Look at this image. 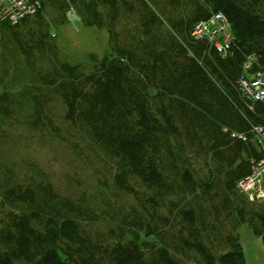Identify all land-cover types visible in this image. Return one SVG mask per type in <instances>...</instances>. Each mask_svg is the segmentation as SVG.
Returning <instances> with one entry per match:
<instances>
[{"label":"trees","instance_id":"obj_1","mask_svg":"<svg viewBox=\"0 0 264 264\" xmlns=\"http://www.w3.org/2000/svg\"><path fill=\"white\" fill-rule=\"evenodd\" d=\"M47 1L56 0H42L34 14L41 13ZM67 1L80 9L87 26L102 27L97 8H108V31L115 33L108 55L88 71L60 62L41 78L56 92L63 122L84 134L95 150L91 162L108 161L113 184L128 195L135 193L136 182L155 204L156 198L162 202L171 196L190 201L184 198L198 190L207 195L215 182L210 177L205 183L191 167L188 155L193 151L220 179L221 191L214 195L219 202L211 203L214 219L220 222L226 211L227 218L233 216L231 231L247 223L264 248V212L247 218L236 186L250 172V159L263 151L250 128L264 125V103L249 109L236 80L248 54L256 56L253 69L264 68V0ZM123 9H140L142 30L127 39L115 30ZM213 12L222 13L228 22L232 57L222 58L205 41L190 36L194 23ZM27 17L16 25L4 24L15 34L14 28ZM19 44L30 59V49ZM41 108H48L45 98L36 102L26 120L40 126L39 132L47 127L54 131L50 121L43 122ZM233 132L245 134L246 140L233 137ZM34 175L38 173L33 171L27 183L9 178L4 183L0 264H245L236 234L224 233L215 240L202 236L207 225L202 206L199 227L190 204L179 210L170 202L181 216L176 238H162L163 232L142 221L136 209L120 223L106 222L104 231L86 229L97 217L84 192L77 194L68 185L61 193L49 180L36 181ZM159 219L173 226L168 218ZM125 229L132 237L121 242ZM215 243L223 251L215 253Z\"/></svg>","mask_w":264,"mask_h":264},{"label":"rangeland","instance_id":"obj_2","mask_svg":"<svg viewBox=\"0 0 264 264\" xmlns=\"http://www.w3.org/2000/svg\"><path fill=\"white\" fill-rule=\"evenodd\" d=\"M79 11L67 0H56L50 4L47 1L41 13L29 15L14 28L15 34L4 23L0 26V225L5 215L6 205H3L2 196L7 178L10 182L27 183L29 176L35 171L38 173L34 175L36 181L49 180L61 193L66 191L68 185L77 194L84 192L86 201L92 204L97 217V222L87 225L86 229L99 227L104 231L106 222L120 223L125 215L130 218L136 209L137 214L142 216V221L151 222V227L163 232L160 235L162 238H171L172 235L176 238L181 216L176 215L177 209L173 208L172 203H177L179 210L190 204L196 217L195 224L200 227L202 218L207 223L202 231L203 237L208 235L209 239L215 240L224 233L232 232L238 237L244 263L264 264V248L260 237L253 234L247 223L231 231L234 220L233 216L227 218L226 211L221 212V223L214 219L211 203L219 202L214 195L221 191L220 179L211 170L207 171L202 159L193 155V151L188 155L191 167L205 183L209 182L207 178L210 177L215 182L208 186L207 195L198 190L194 197L184 198H190V201L171 196L165 197L162 202L156 198L155 204L151 199L153 196L136 182L133 183L135 193L128 195L122 190L118 191L113 184L112 168L108 161L91 162L95 150L91 151L84 134L69 130L63 122V109L56 92L41 80L53 64L68 62L88 71L95 62L108 55L114 41L112 35L115 34L108 31L109 9L97 8L103 16L102 27L85 25ZM139 13L140 9L120 10L115 25L119 38L127 39L142 30ZM19 42L30 49V59L24 57ZM44 98L48 101V108H41L45 116L43 122L50 121L56 128L54 131L47 127L48 130L39 132L40 126L34 127L31 121L26 120L27 113L33 110L37 101ZM4 99L13 103H6L2 101ZM242 198L238 200H241L247 218L252 213L257 215L264 212V199L251 201L243 196ZM198 206L204 208L202 218L198 217ZM173 216H176V221L172 220ZM162 217L171 220L170 224L173 226L169 227L161 222L159 218ZM131 237V233H127L125 229L120 241L126 242ZM108 242L112 243L114 240L110 239ZM215 246L216 243L212 247L215 253L223 251L221 245ZM187 264L193 263L187 261Z\"/></svg>","mask_w":264,"mask_h":264},{"label":"built area","instance_id":"obj_3","mask_svg":"<svg viewBox=\"0 0 264 264\" xmlns=\"http://www.w3.org/2000/svg\"><path fill=\"white\" fill-rule=\"evenodd\" d=\"M42 0H0V26L7 22L18 24L24 17L34 14L41 6ZM190 36L194 40L205 41L218 56L232 57L233 35L225 16L213 12L206 19L194 23ZM256 61L254 54H248L242 63V74L236 80L237 87L248 104V108L257 102L264 103V68L253 69ZM250 132L263 144L262 153L250 159V172L241 178L236 186L238 192L247 200L264 199V125L251 126ZM233 137L246 140L243 133L231 134Z\"/></svg>","mask_w":264,"mask_h":264},{"label":"bare ground","instance_id":"obj_4","mask_svg":"<svg viewBox=\"0 0 264 264\" xmlns=\"http://www.w3.org/2000/svg\"><path fill=\"white\" fill-rule=\"evenodd\" d=\"M194 40V39H193ZM195 41H199V40H195Z\"/></svg>","mask_w":264,"mask_h":264}]
</instances>
